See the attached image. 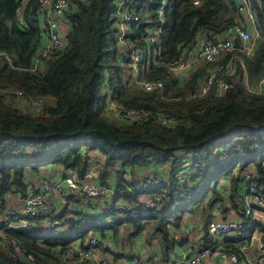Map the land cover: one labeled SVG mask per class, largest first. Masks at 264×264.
Listing matches in <instances>:
<instances>
[{"label":"trees","instance_id":"obj_1","mask_svg":"<svg viewBox=\"0 0 264 264\" xmlns=\"http://www.w3.org/2000/svg\"><path fill=\"white\" fill-rule=\"evenodd\" d=\"M70 1L71 10L64 17L68 28L62 30L63 50L50 53L42 62L43 70L34 71L47 37L39 0H0L3 204L7 194L26 189L30 171L54 165L64 176L75 172L85 181L91 163L97 162L102 166L101 182L108 183L111 171L117 174L116 195L104 215L111 218V226L129 222L136 235L154 223V231L166 240L168 226H178L187 209L193 212L209 195V204L218 196L221 199L217 185L225 178L237 188L252 167L264 193V92L255 89L264 77V11L259 6L262 41L252 57L236 52L244 66L236 62L234 73L227 76L228 91L219 97L215 83L206 96L192 97L209 70L225 64L232 54L223 53L186 80L174 75L169 66L185 48H193L200 35L212 39L236 23L237 0H166L164 24L150 63L140 70L143 79L163 82V89L152 92L131 86L132 73L121 65L115 17L118 0ZM161 4L162 0H133L130 5L142 18L131 36L139 45L145 44L149 28L159 26ZM146 15L150 23L145 22ZM35 100L41 101L37 110L27 102ZM110 103L121 109L166 114L179 124L163 126L148 119L119 122L106 114ZM157 166L165 174L160 186L135 188L133 183L140 178L137 171ZM142 197L153 199L154 207L147 208ZM98 219L86 225L99 230L107 226ZM253 229L249 227L235 241H245ZM6 234L20 243L23 254L17 255L8 242L0 244V264H51L56 262L55 249L61 247L63 252L78 236L32 226L8 228Z\"/></svg>","mask_w":264,"mask_h":264},{"label":"built area","instance_id":"obj_2","mask_svg":"<svg viewBox=\"0 0 264 264\" xmlns=\"http://www.w3.org/2000/svg\"><path fill=\"white\" fill-rule=\"evenodd\" d=\"M241 4L238 5V11L246 13L248 20L255 24L257 20L256 10L253 7L251 0H240ZM259 8L264 11V0H256ZM42 14L45 16L47 37L44 43V49H41L37 56L33 70L41 69L43 60L47 59L50 53H57L64 48L63 33L60 26V21L71 10L72 3L70 0H39ZM133 0H118V7L115 12L117 19L116 36L118 39V46L120 48L119 57L122 61L123 68H126L132 73L131 86L137 87L142 91L152 92L161 90L164 84L160 80H147L143 79L141 69L148 66L150 63V56L155 49L158 36L162 30L164 20V10L166 0H162L161 6L157 9V15L160 20L159 26L149 28L145 35V44L139 45L137 40L131 38L133 33L141 25V15L137 12L130 10V5ZM150 16H145V22L150 23ZM157 30V32H156ZM254 33L251 32L245 25L241 23H232L226 30L219 36L212 39L206 34L200 35L197 43L193 48H185L179 58L170 64V71L186 80L198 68L195 60H190L192 55L205 65H210L217 61L223 53L232 54L231 58L218 67H212L206 76L205 80L196 88L191 95L192 97L206 96L216 83L217 94L219 97L223 96L229 89L230 84L227 76L234 73V66L239 62L244 66V61L241 56L236 52L240 51L246 56H252L255 52ZM239 39L240 48L235 46V39ZM214 42H217L215 44ZM4 53L0 52V58ZM190 55V58H187ZM221 74V77L216 81V77ZM261 81H264V77ZM260 81V82H261ZM260 84V83H259ZM249 90H252L246 83ZM22 96L21 92H18ZM31 105L38 107L41 101H27ZM113 112L110 115L109 110ZM106 113L110 116H117L120 120L141 121L150 120L152 122L161 124L163 126H174L179 124L176 118L170 117L162 113H151L149 111L137 109H121L113 105L107 104ZM37 110V109H36ZM244 184V213L246 218L238 221H211L208 224V231L213 239L218 237L229 238L235 240L241 238L244 232L249 228L252 220L251 216L254 210H260L264 213V193L262 186H260L257 177H247L242 181ZM162 183L161 179L157 176L148 175L141 179H136L133 183L135 188L139 189L144 186L158 187ZM115 187L109 183L96 182V181H82L79 176L74 172L61 176L59 179H40L37 187L28 184L26 189L22 191H13L11 193L17 194L20 199V207L13 208L0 201V244L5 242L10 243L16 250L17 255L22 256L23 250L15 240H10L6 234L8 225L12 222H20L24 220H31L33 224L42 222L45 225L53 228L62 225L65 221L72 220L81 222L84 220V215L79 210L75 200L80 197H85L91 200L99 198H108L114 200ZM9 195V194H7ZM6 195V196H7ZM6 198V197H5ZM58 201L66 203V215H61L57 209ZM133 203V202H132ZM147 208L154 207V200L145 201ZM178 236L174 235V240ZM99 237L92 232L89 237V249L82 250L78 253V258L75 264H82L83 259H89L94 256V248L98 246ZM247 249V242L243 241L231 247L220 248L216 243H209L208 245L196 248L193 256L182 255L176 264H202L209 258H220L229 264H247L244 259L243 253ZM62 248L60 249L61 252ZM65 253H71L70 249L65 250ZM62 253V252H61ZM30 262L35 261L33 254L28 255ZM102 264H110L107 261ZM133 264H139L137 259Z\"/></svg>","mask_w":264,"mask_h":264},{"label":"crops","instance_id":"obj_3","mask_svg":"<svg viewBox=\"0 0 264 264\" xmlns=\"http://www.w3.org/2000/svg\"><path fill=\"white\" fill-rule=\"evenodd\" d=\"M237 1L238 5H240L241 1ZM251 1L256 10V5L258 6L256 0ZM44 18L45 16L43 15V19ZM236 22L245 25L254 33L255 37L253 43L257 50L259 43L262 41L257 20L255 24H252L248 20L246 13L238 12ZM60 26L61 30H64V32L67 30L68 26L65 23L64 18L61 19ZM190 57L191 56L188 55L187 58ZM190 60L196 61L197 68L205 66V64L196 58V55H192ZM43 66L42 70L44 68ZM255 89L259 92H264V81H261ZM20 105L25 108H30V110L34 109V107L25 105L23 102H21ZM107 116L113 120H117V118L114 119L108 114ZM119 122L123 121L121 120ZM93 163H91V169L87 175V179L89 178V180L86 179L85 181H92L97 171L101 169V166L98 167V164L93 165ZM254 172V168L250 167L245 171L244 177H254ZM150 174H153L160 179H164L165 177L161 166L154 167L150 171H137V176H140L138 179ZM61 176H63L61 168L51 165L40 169L38 172L30 171L27 180L28 184L37 187L42 178L54 180L59 179ZM127 178H129V176ZM116 181L117 174L115 171H111L106 182L116 187ZM96 182H101L99 174L98 181ZM242 183L238 184L236 188L233 186L230 179L225 178L221 180L217 185V190L221 199L218 196L216 199L212 200L211 204H209L211 201V196L209 195L193 212H189V209H187L178 226L174 224L168 226V237L166 240L162 238L161 234L154 231V223H148L145 228L136 235L132 234L133 227L129 222L122 225L111 226V219H106L104 215L109 211L113 199L99 198L91 200L85 197L77 198L75 203L84 215V220L79 222L78 225H73V223L78 222L68 220L62 225L53 228H55L56 232L61 236H68L70 234H77L78 236L65 247V250L66 248L70 249L71 253H65L64 251H61V253V247L55 249L54 256L56 262L52 261L51 264H75V261L78 258V253L82 250L89 249V237L92 232L99 237V243L98 246L94 248V256L89 259H83L82 264H102L104 261H107L110 264H133L135 259L139 261V264H176L177 260L183 254L193 256L196 248L204 247L211 242L216 243L217 247L220 248H227L239 244L240 242L235 241L236 239L231 240L224 237H218L216 240L213 239L208 231V224L211 221H238L243 219L245 214V190L244 184ZM142 199L145 201L153 200L149 197H142ZM5 201H7V204L13 208L18 209L20 207V199L17 194L11 193L7 195ZM121 202L119 201V205ZM57 209L61 212V215H66V203L58 201ZM99 217L103 220L98 219V221L107 225L103 229H92V225H86V223ZM251 220L252 222L249 227L251 228L252 226H255V229H253L250 236L245 240V242H247V249L243 253V256L244 259H246L247 264H264V213L260 210H254ZM29 226H32L37 230L51 229V227L42 222L33 224L31 220L12 222L8 225L9 228H28ZM81 226H84V229L71 231L68 234H63L61 232L63 227L76 228ZM174 235L178 236L177 240H174ZM202 264L229 263L215 257L207 259Z\"/></svg>","mask_w":264,"mask_h":264},{"label":"rangeland","instance_id":"obj_4","mask_svg":"<svg viewBox=\"0 0 264 264\" xmlns=\"http://www.w3.org/2000/svg\"><path fill=\"white\" fill-rule=\"evenodd\" d=\"M107 110H109V113H110V115H112L113 114V112L110 110V108H107ZM111 117H113L114 119H116L117 118V116H111ZM117 120H119L118 118H117ZM93 165H97V162H94L93 163ZM101 165H98V167H100ZM102 167V166H101ZM100 170V169H99ZM98 170V171H99ZM98 171H97V173L95 174V176H94V178H93V180L92 181H98ZM87 180H89V178L87 179ZM11 194V193H10ZM7 202V201H6ZM121 204H122V202H121ZM119 217H124V214L122 215V214H120L119 215ZM108 219H111V218H108ZM82 229H84V226H81V227H76V228H70V227H63L62 229H61V232L63 233V234H68L69 232H71V231H75V230H82Z\"/></svg>","mask_w":264,"mask_h":264},{"label":"water","instance_id":"obj_5","mask_svg":"<svg viewBox=\"0 0 264 264\" xmlns=\"http://www.w3.org/2000/svg\"><path fill=\"white\" fill-rule=\"evenodd\" d=\"M214 43L217 44V42H214ZM235 46H236L237 48H240V41H239L238 38L235 39Z\"/></svg>","mask_w":264,"mask_h":264}]
</instances>
